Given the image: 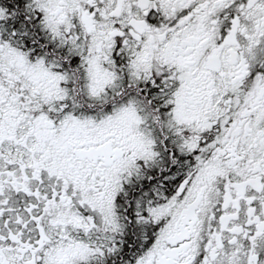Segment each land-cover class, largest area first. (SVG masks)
Masks as SVG:
<instances>
[{"label":"snow or ice","instance_id":"6c2138e0","mask_svg":"<svg viewBox=\"0 0 264 264\" xmlns=\"http://www.w3.org/2000/svg\"><path fill=\"white\" fill-rule=\"evenodd\" d=\"M0 264H264V0H0Z\"/></svg>","mask_w":264,"mask_h":264}]
</instances>
